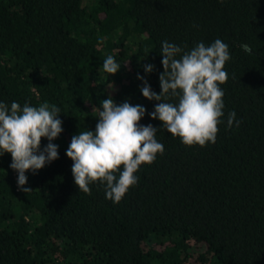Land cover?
Here are the masks:
<instances>
[{
    "label": "trees",
    "instance_id": "16d2710c",
    "mask_svg": "<svg viewBox=\"0 0 264 264\" xmlns=\"http://www.w3.org/2000/svg\"><path fill=\"white\" fill-rule=\"evenodd\" d=\"M216 39L231 57L224 116L214 144L189 147L151 119L158 102L137 76L159 94L162 42L189 51ZM109 95L145 107L140 124L164 145L119 203L99 182L79 191L66 156ZM14 101L56 105L63 131L59 158L25 173L30 192L0 156V264H264V0H0V102Z\"/></svg>",
    "mask_w": 264,
    "mask_h": 264
},
{
    "label": "clouds",
    "instance_id": "9594fccd",
    "mask_svg": "<svg viewBox=\"0 0 264 264\" xmlns=\"http://www.w3.org/2000/svg\"><path fill=\"white\" fill-rule=\"evenodd\" d=\"M246 53L247 45H241ZM163 72L159 75L161 91H152L147 80L140 91L149 101H157L151 119L162 122V127L186 146L215 143L218 125L224 116V92L221 85L227 82L224 70L230 60L228 45L216 39L206 46L200 42L189 51L167 41L162 42ZM120 65L109 55L103 62V71L115 75ZM154 65L145 66L152 73ZM170 97L177 103L167 102ZM95 131L84 130L73 135L66 156L72 160L71 172L79 191L91 195L90 184L99 182L105 186L106 199L119 203L129 189L136 185L135 173L141 165L155 162L157 154H163L164 145L156 139L158 128L141 125L146 108L125 101L115 103L111 95L100 101ZM60 108L47 102L38 107L12 102L10 107L0 102V156L11 155L10 168L18 174L17 185L25 193L26 172L35 174L46 164L59 158L58 145L52 143L63 131L58 119ZM236 113L230 112L227 126L230 129ZM42 138L49 143L41 150ZM122 168V170H121Z\"/></svg>",
    "mask_w": 264,
    "mask_h": 264
}]
</instances>
